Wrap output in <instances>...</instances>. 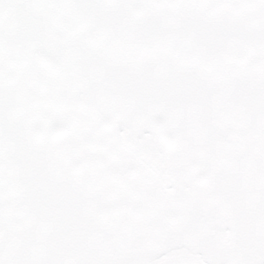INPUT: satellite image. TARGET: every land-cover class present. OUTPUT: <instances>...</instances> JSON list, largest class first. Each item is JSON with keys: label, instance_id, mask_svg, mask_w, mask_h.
<instances>
[{"label": "snow or ice", "instance_id": "1", "mask_svg": "<svg viewBox=\"0 0 264 264\" xmlns=\"http://www.w3.org/2000/svg\"><path fill=\"white\" fill-rule=\"evenodd\" d=\"M0 264H264V0H0Z\"/></svg>", "mask_w": 264, "mask_h": 264}]
</instances>
